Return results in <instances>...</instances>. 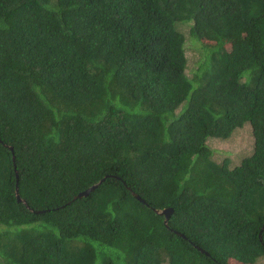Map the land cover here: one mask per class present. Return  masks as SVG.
I'll return each instance as SVG.
<instances>
[{
	"label": "trees",
	"instance_id": "16d2710c",
	"mask_svg": "<svg viewBox=\"0 0 264 264\" xmlns=\"http://www.w3.org/2000/svg\"><path fill=\"white\" fill-rule=\"evenodd\" d=\"M263 226L264 0H0V264H258Z\"/></svg>",
	"mask_w": 264,
	"mask_h": 264
},
{
	"label": "rangeland",
	"instance_id": "374dc122",
	"mask_svg": "<svg viewBox=\"0 0 264 264\" xmlns=\"http://www.w3.org/2000/svg\"><path fill=\"white\" fill-rule=\"evenodd\" d=\"M176 26L185 35L187 74L191 76L203 56V52L201 46L199 47L198 43L189 36L190 21L178 22ZM253 145L254 141L249 122H245L241 127L236 128L228 138L209 137L207 139L211 157L217 163L227 159V163L231 167L239 164L242 158L249 155L253 150ZM258 264H264V259L260 260Z\"/></svg>",
	"mask_w": 264,
	"mask_h": 264
},
{
	"label": "water",
	"instance_id": "95a60500",
	"mask_svg": "<svg viewBox=\"0 0 264 264\" xmlns=\"http://www.w3.org/2000/svg\"><path fill=\"white\" fill-rule=\"evenodd\" d=\"M98 185V183L97 184H94V185H92V186H90L89 188H87V189H85L84 191H81V192H79L74 198H73V200L74 199H76V198H80V197H83V196H86V195H88L96 186ZM132 195L137 199V200H139L140 202H142V203H145V201L141 198V197H139L137 194H135V193H132ZM16 197H17V201H19V202H21L22 200H21V198L19 197V195H18V190L16 189ZM154 211L157 213V214H163L164 216H165V219H164V224L167 226V220H168V218H169V214H170V212L172 211V209L171 208H167V209H164V210H157V209H154ZM264 227V226H263ZM179 235H181V234H179Z\"/></svg>",
	"mask_w": 264,
	"mask_h": 264
}]
</instances>
